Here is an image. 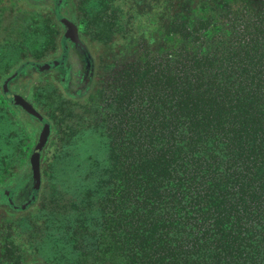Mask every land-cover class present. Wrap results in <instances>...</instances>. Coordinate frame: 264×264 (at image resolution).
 Wrapping results in <instances>:
<instances>
[{"label": "trees", "instance_id": "obj_1", "mask_svg": "<svg viewBox=\"0 0 264 264\" xmlns=\"http://www.w3.org/2000/svg\"><path fill=\"white\" fill-rule=\"evenodd\" d=\"M83 14L107 54L75 129L51 120L63 161L72 132L97 135L74 160L75 193L39 216L56 263L264 264V0H100Z\"/></svg>", "mask_w": 264, "mask_h": 264}, {"label": "rangeland", "instance_id": "obj_2", "mask_svg": "<svg viewBox=\"0 0 264 264\" xmlns=\"http://www.w3.org/2000/svg\"><path fill=\"white\" fill-rule=\"evenodd\" d=\"M66 1L61 2L65 4L61 14L70 15L75 22L78 35L89 48L93 74H95L100 68V60L107 52L102 41L96 35L89 34L92 33L91 29L85 30L88 20L83 13L98 7L100 0H68L67 6ZM56 2L57 0H0V71L4 64L10 68L0 79V90L3 76H9L14 71L19 72L15 79V83L19 85L16 89L23 91V95L37 112L50 122L60 120L61 125L64 124L73 131L77 125L75 120H80L78 117L80 110L77 105L86 98H81L83 92L68 89L65 85L66 79L59 81L62 77L60 74H55L53 78L41 74L39 78L31 81V73L16 70L18 60L36 59L41 62L44 57L53 56L58 47L65 42L59 36L64 32L59 17H53L52 24L46 21L49 17L47 7ZM89 27L94 26L89 25ZM49 33L53 35L56 45L49 42ZM72 92H76V95H72ZM6 102L15 105L10 96L7 97ZM17 118V114L11 113L9 108L8 111L0 108V184L4 187L9 184H24L23 188H26L31 185L27 161L28 148H32L40 125L36 124L35 127L33 121L34 126H30ZM30 120L35 119L30 118ZM51 124L52 132L41 152L43 159L41 157L42 160L39 161V169L44 168L46 176L44 178L40 175V186L34 204L23 212L7 213L6 208L3 207V211H0V250L2 249L0 264H57L53 252L55 249L50 239L54 232L50 230L51 234H49L45 231L39 216L44 213L43 205L46 199L52 196L66 198L75 193L77 187L72 183L77 177V172L73 169L74 160L83 156L79 154H83L89 142L95 145L97 135L87 131V134L80 137L77 132H72L67 145V153L70 155L63 161L61 157L64 146L61 145L63 147L56 151L54 144L52 145L57 130L53 122ZM34 128H36L35 134L32 135L30 131ZM47 170H50L48 175ZM20 171L22 177L18 176ZM52 183L54 186H51ZM6 247L12 248L11 252L14 249L18 252L10 253V257H5L2 252L7 250Z\"/></svg>", "mask_w": 264, "mask_h": 264}, {"label": "flooded vegetation", "instance_id": "obj_3", "mask_svg": "<svg viewBox=\"0 0 264 264\" xmlns=\"http://www.w3.org/2000/svg\"><path fill=\"white\" fill-rule=\"evenodd\" d=\"M62 0H57L56 3L49 4L48 11H51L53 13V17H59L60 18H66L67 20L71 21L72 23L75 22L71 19L70 15H62V9H65V4H61ZM65 2V1H64ZM68 0L66 1V6H67ZM64 16V17H63ZM61 23V22H60ZM63 26V25H62ZM61 26V27H62ZM64 27V26H63ZM76 27V25H75ZM77 29V27H76ZM78 35V32H77ZM60 37L64 39V43L62 46H59L57 49V52L53 56H46L42 59L41 62H36L32 66H26L21 68L22 73L28 72L31 78V81L34 80L35 78H39L41 74H47L50 76V78L55 77L56 75H62L60 78V82L66 79V87L68 89H73L77 90L79 93L83 92L81 98L86 97L91 88L93 87V79H94V74H93V66H92V59H91V54L89 52V48L87 47L86 42H84L80 36L78 35L79 41L81 45H74L67 39L63 37V33L61 35L59 34ZM55 62V64H53ZM48 64V68L43 69L42 71H38L37 67L41 64ZM14 74L13 77L9 78L6 80L7 77L11 76ZM19 72H12L9 74V76H3L2 82L3 84L5 83V91H2V86H1V92L6 95H10L11 93H16L22 96L26 101H28L24 95L23 91H19L16 88L19 87L18 83H15V79L18 77ZM67 89V90H68ZM66 90V89H65ZM72 95H76V92H72ZM75 98V97H74ZM29 102V101H28ZM30 103V102H29ZM31 104V103H30ZM32 105V104H31ZM13 109L15 110L16 114L20 116V118L28 125L32 126L33 121L35 122V127L36 124H39L40 126L38 127V132L36 133L34 143L36 141V137L40 131V128L44 122L48 123L49 125V133L48 137L46 139V142L48 141L51 132H52V124L49 120H45L43 117L41 120H37L31 115L26 114L24 111L19 109L16 105H12ZM35 109V108H34ZM36 110V109H35ZM37 111V110H36ZM42 116V115H41ZM30 118H34L35 120H30ZM34 126V125H33ZM38 126V125H37ZM35 129L31 131V134H35ZM32 145V147H33ZM46 143L42 147V149L39 151V156L45 147ZM32 152V148H28V156ZM28 161V157H27ZM25 185L24 184H9V186H3V184H0V211L2 212L3 208H6L7 213L13 211V212H23L26 209H30L37 197V191L34 190L30 187L23 188ZM31 188V189H30ZM2 251V249L0 250Z\"/></svg>", "mask_w": 264, "mask_h": 264}, {"label": "water", "instance_id": "obj_4", "mask_svg": "<svg viewBox=\"0 0 264 264\" xmlns=\"http://www.w3.org/2000/svg\"><path fill=\"white\" fill-rule=\"evenodd\" d=\"M61 24L64 26L63 37L70 41L74 45H81L78 35L77 29L71 21L66 18H60ZM55 64V62H53ZM48 68V64L44 63L37 67L38 71H42L43 69ZM14 74L7 77L6 80L13 77ZM2 91H5V83L2 86ZM10 98L13 100V103L26 114L33 116L37 120H41L42 116L39 114L34 107L26 101L22 96L16 93H11ZM49 133V125L44 122L40 128V131L36 137L35 144L32 147V152L28 156V168L30 172V180H31V188L34 190H38L40 186V167H39V151L42 149L44 144L46 143V139Z\"/></svg>", "mask_w": 264, "mask_h": 264}]
</instances>
